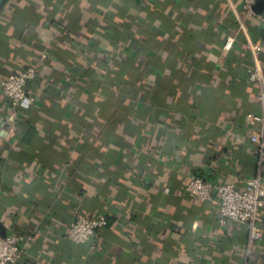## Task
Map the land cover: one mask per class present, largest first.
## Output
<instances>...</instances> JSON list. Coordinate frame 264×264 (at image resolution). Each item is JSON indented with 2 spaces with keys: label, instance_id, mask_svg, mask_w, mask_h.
<instances>
[{
  "label": "crops",
  "instance_id": "0c3cea01",
  "mask_svg": "<svg viewBox=\"0 0 264 264\" xmlns=\"http://www.w3.org/2000/svg\"><path fill=\"white\" fill-rule=\"evenodd\" d=\"M260 15L243 0L4 1L0 222L29 234L15 264H264V237L249 248L247 226L221 220L216 189L205 206L185 190L196 175L243 188L259 173L251 136L264 126L247 112H261L248 78L255 52L264 68ZM32 64V105L11 118L1 81ZM129 72L145 87L123 112L107 82ZM170 82L184 101L157 103L154 87L167 95ZM79 211L107 217L84 243L66 236ZM258 214L264 230V199Z\"/></svg>",
  "mask_w": 264,
  "mask_h": 264
},
{
  "label": "built area",
  "instance_id": "2783aa9c",
  "mask_svg": "<svg viewBox=\"0 0 264 264\" xmlns=\"http://www.w3.org/2000/svg\"><path fill=\"white\" fill-rule=\"evenodd\" d=\"M258 0H243V9L250 16L258 15L254 6ZM261 26L264 29V15H260ZM235 36H228L224 42V50H233ZM255 52V63L248 68V78L259 86L256 99L261 107L260 113L249 112L248 116L264 126V68ZM37 76V65H28L19 72L11 73L1 81L3 93L9 98L12 107L11 118L17 116L19 110L32 105V98L28 94L27 84ZM251 139L259 144L258 168L259 173L247 179L245 186L239 188L235 182H214L196 175L186 184L185 190L195 199L208 201L216 189L219 199V210L223 222L232 220L244 224L249 231V248L254 242L264 237V230L258 223V213L262 199H264V136L252 135ZM170 192V188L165 189ZM105 215L88 216L83 212H75L74 220L67 231V238L75 243H84L96 236L98 230L106 225ZM29 238L28 233L7 231L6 236L0 235V264H15L20 257L21 248Z\"/></svg>",
  "mask_w": 264,
  "mask_h": 264
},
{
  "label": "trees",
  "instance_id": "16d2710c",
  "mask_svg": "<svg viewBox=\"0 0 264 264\" xmlns=\"http://www.w3.org/2000/svg\"><path fill=\"white\" fill-rule=\"evenodd\" d=\"M192 37H193V35L188 33V35H186L185 37L177 38V42H176L175 47H174V49L176 50L175 54H177V52L179 53V50L184 47L183 45H190L191 44L190 40L192 39ZM191 49H192V47H191ZM123 65H124V63H123ZM34 80H32V81H34ZM107 84L111 85L113 87H116V93H117L115 95V97L117 98L116 102L120 103V106L122 107L123 112H128L126 110L127 109L130 110L133 107L134 96H136V94H138V91L140 88L145 87V84L143 83V73H141V72H139V74H136L135 76L132 75L131 72H129L127 74L126 78H116L112 82L108 81ZM229 85L235 90H240V85L238 84V81L233 77V75H231ZM182 86L183 85H181V87ZM167 91H168V93L166 95L164 86L163 85H159V86L156 85L154 87V92H155V97H156L155 101L159 104L162 103V105H164L163 102H165L164 101L165 98L167 96H170V95L173 97L172 98L173 102H176L177 98H179L180 100H183V96L181 95V97H180V95H179V93L181 94V91H182V88L180 89L179 84L174 83V82H170L168 84ZM143 94H144L143 98H146V97H148L149 92L147 93L146 90H144ZM27 109H29V108H27ZM249 112H253V111H248L247 113H249ZM254 113H258V112H254ZM33 135H34V129L31 125H28L26 132H25V139L28 141L31 139V137ZM101 135H104L106 137H110L111 132L104 130V132H102ZM202 203H203V206H205L207 201H204Z\"/></svg>",
  "mask_w": 264,
  "mask_h": 264
},
{
  "label": "water",
  "instance_id": "95a60500",
  "mask_svg": "<svg viewBox=\"0 0 264 264\" xmlns=\"http://www.w3.org/2000/svg\"><path fill=\"white\" fill-rule=\"evenodd\" d=\"M4 1L5 0H0V6L4 3ZM254 8H255V10L258 13L263 12V10H264V0H258L257 3L255 4ZM6 234H7L6 226L2 222H0V235L6 236Z\"/></svg>",
  "mask_w": 264,
  "mask_h": 264
}]
</instances>
